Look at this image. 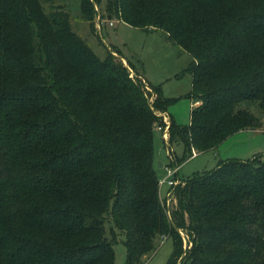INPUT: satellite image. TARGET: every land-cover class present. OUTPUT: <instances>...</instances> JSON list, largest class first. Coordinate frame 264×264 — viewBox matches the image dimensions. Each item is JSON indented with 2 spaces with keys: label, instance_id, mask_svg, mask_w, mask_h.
I'll return each mask as SVG.
<instances>
[{
  "label": "trees",
  "instance_id": "obj_1",
  "mask_svg": "<svg viewBox=\"0 0 264 264\" xmlns=\"http://www.w3.org/2000/svg\"><path fill=\"white\" fill-rule=\"evenodd\" d=\"M42 2L0 0V264H114L119 234L123 264L168 237L166 264H264V152L169 185L167 206L152 138L172 98L122 57L98 56L65 10ZM79 5L91 22L92 2ZM104 10L190 54L186 96L199 104L168 126L180 161L264 128L241 106L264 115V0H105Z\"/></svg>",
  "mask_w": 264,
  "mask_h": 264
},
{
  "label": "rangeland",
  "instance_id": "obj_2",
  "mask_svg": "<svg viewBox=\"0 0 264 264\" xmlns=\"http://www.w3.org/2000/svg\"><path fill=\"white\" fill-rule=\"evenodd\" d=\"M90 1L94 11L91 22L82 16L80 0H43L42 3L46 10L53 8L65 10L69 15L72 30L83 38L98 56L103 57L109 51L122 57L124 64L129 61L133 67L130 70L131 76L133 75L145 86L158 85L164 96L172 98L167 111L159 112L163 119L162 130L159 127L153 130V157L159 180L166 177L173 178L175 185L195 172L212 169L220 159L246 158L253 153L264 152V130L258 132L244 130L228 136L215 148L200 152L193 150L192 156L180 161L178 158L183 156L184 148L181 144H168V126L170 118L178 124L189 123L192 106L199 104V101H193L186 96L191 87V75L185 70L191 60L190 54L184 48L169 41L161 30L133 26L115 16L107 18L104 10L105 0ZM153 96L152 94L150 98L153 99ZM241 106L260 116L264 127V115L256 105L243 102ZM169 157L174 164L169 168L178 165L175 166L178 171H174L172 177L166 167ZM158 161L162 162L161 167L158 166ZM159 187L162 202L167 206L173 203L174 201H169L171 191L169 185L163 183L159 184ZM181 235L185 248L188 245V238L183 232ZM123 238V234H119L113 245L114 264L124 262L126 251ZM171 250L172 243L169 237L158 239L154 250L148 253L147 258L143 259V256L140 264H166Z\"/></svg>",
  "mask_w": 264,
  "mask_h": 264
},
{
  "label": "built area",
  "instance_id": "obj_3",
  "mask_svg": "<svg viewBox=\"0 0 264 264\" xmlns=\"http://www.w3.org/2000/svg\"><path fill=\"white\" fill-rule=\"evenodd\" d=\"M112 24V22H110ZM177 168L176 167H173V168H167V171L170 173L169 175H173V172L176 171ZM160 184H163V183H166L168 185H173L175 183V179L173 178H162L159 180Z\"/></svg>",
  "mask_w": 264,
  "mask_h": 264
},
{
  "label": "crops",
  "instance_id": "obj_4",
  "mask_svg": "<svg viewBox=\"0 0 264 264\" xmlns=\"http://www.w3.org/2000/svg\"><path fill=\"white\" fill-rule=\"evenodd\" d=\"M194 105V104H193ZM193 107V106H192ZM244 130H250V129H242V130H239V131H237V132H235L234 134H236V133H240V132H242V131H244ZM261 131L262 130H264V128L263 129H260ZM253 131H256V132H258V130H253ZM254 154V153H253ZM239 158H243V157H239ZM178 171V170H177Z\"/></svg>",
  "mask_w": 264,
  "mask_h": 264
},
{
  "label": "water",
  "instance_id": "obj_5",
  "mask_svg": "<svg viewBox=\"0 0 264 264\" xmlns=\"http://www.w3.org/2000/svg\"><path fill=\"white\" fill-rule=\"evenodd\" d=\"M158 166L161 167L162 166V162L158 161ZM185 246H186V243H185ZM146 256L143 257V259H145Z\"/></svg>",
  "mask_w": 264,
  "mask_h": 264
}]
</instances>
